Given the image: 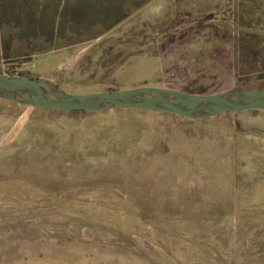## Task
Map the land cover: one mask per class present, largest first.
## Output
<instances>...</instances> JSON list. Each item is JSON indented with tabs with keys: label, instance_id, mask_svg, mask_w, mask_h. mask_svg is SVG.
I'll return each mask as SVG.
<instances>
[{
	"label": "rangeland",
	"instance_id": "1",
	"mask_svg": "<svg viewBox=\"0 0 264 264\" xmlns=\"http://www.w3.org/2000/svg\"><path fill=\"white\" fill-rule=\"evenodd\" d=\"M0 75L72 95L259 90L264 0H0ZM0 264H264V109L0 97Z\"/></svg>",
	"mask_w": 264,
	"mask_h": 264
},
{
	"label": "water",
	"instance_id": "2",
	"mask_svg": "<svg viewBox=\"0 0 264 264\" xmlns=\"http://www.w3.org/2000/svg\"><path fill=\"white\" fill-rule=\"evenodd\" d=\"M0 97L12 103L44 110L101 112L138 109L196 120L225 112L264 109V88H236L200 95L176 89L135 87L89 94H67L41 78L0 75Z\"/></svg>",
	"mask_w": 264,
	"mask_h": 264
},
{
	"label": "trees",
	"instance_id": "3",
	"mask_svg": "<svg viewBox=\"0 0 264 264\" xmlns=\"http://www.w3.org/2000/svg\"><path fill=\"white\" fill-rule=\"evenodd\" d=\"M75 112V111H74Z\"/></svg>",
	"mask_w": 264,
	"mask_h": 264
}]
</instances>
